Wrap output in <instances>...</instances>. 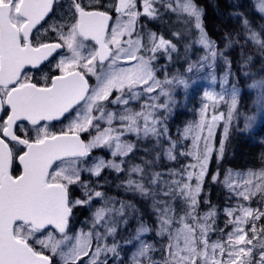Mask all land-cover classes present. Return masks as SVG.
Here are the masks:
<instances>
[{"label": "snow or ice", "instance_id": "1", "mask_svg": "<svg viewBox=\"0 0 264 264\" xmlns=\"http://www.w3.org/2000/svg\"><path fill=\"white\" fill-rule=\"evenodd\" d=\"M62 3L0 0V264H124L122 245L134 249L131 264H264V167L219 170L242 91L231 82L227 50L239 44L238 71L252 78L243 71L253 59L246 46L264 58V23L257 25L242 11L243 3L230 0L228 16L237 21L244 43L226 33L221 49L206 31L197 0H70L69 22L50 24L58 10L68 15ZM255 8L264 21V0H255ZM165 16L186 27L153 31L143 23L164 24ZM42 31L54 35L42 39ZM181 44L185 53L195 45L204 53L188 60V73L207 69L215 82L218 60L227 72L223 91H203L198 121L174 139L167 121L178 105L175 92L191 84L183 74L170 78L167 65H157L161 56L169 63L174 54L179 57ZM45 63L55 74L40 84L30 69ZM257 84L264 89V79L249 87ZM142 97L147 99L135 110L132 105ZM221 102L227 113L218 111ZM108 105L117 109L109 111ZM254 120L247 117L241 130H250ZM56 123L62 125L58 130ZM142 140L154 141L144 151L155 155L131 164ZM96 150L110 158L94 156ZM181 157L187 162L179 167L162 166ZM106 172L115 174L116 188L151 200L155 228L140 220L134 235L116 239L128 225L129 210L136 209L108 194L105 186L112 181ZM211 185H222L235 203L212 204ZM81 209L91 210L90 227L70 236ZM221 212L223 227L217 223ZM153 232L166 241L159 261L155 243L146 239Z\"/></svg>", "mask_w": 264, "mask_h": 264}, {"label": "trees", "instance_id": "2", "mask_svg": "<svg viewBox=\"0 0 264 264\" xmlns=\"http://www.w3.org/2000/svg\"><path fill=\"white\" fill-rule=\"evenodd\" d=\"M230 0H197V3L202 5L204 8V24L206 27V31L208 32L211 39L216 41L217 45L223 49L224 48V36L226 33H232L234 39L239 40L240 44H243L244 41L241 39L240 28L235 19H232L228 16V12L231 11L229 8ZM239 2L243 3L246 7L242 9V11H247L250 18L255 20L256 24L264 23L261 21V14L256 10L253 0H239ZM143 21L148 28H151L153 31H165L169 30V26H171L172 30H183L186 26L183 22L177 21L175 16H165L164 24L159 22H146ZM180 54L179 57H176L174 54V59L171 63H169L163 56L160 57L158 61V67L160 65H167V71L169 76L175 75L183 71L187 65L188 60L196 58V52L199 48L193 46L191 49L185 53L184 46L181 44L180 46ZM246 55H250L253 57L252 61L243 69V71H247L254 75H264V58L261 57L260 53L256 51L255 47L252 45L246 46ZM230 59H232V67L236 70L239 75V78H243L241 71H238L242 67L241 60V48L239 44L234 45L232 48L228 50ZM260 70V71H259ZM158 77L163 79V73H159ZM241 84L244 86V91L241 95L239 106H238V116L240 119L233 121L230 126V135L229 139L226 142V152L224 159L220 161L219 170L223 174L228 169H247V168H259L264 163V115L256 122L253 123L252 127L254 130L249 132L248 130L242 131L244 129V123L242 119L243 116L250 114L254 111L255 107L251 104L255 105V100L252 98L251 93H248L247 88H245V83ZM180 93L175 92V98L177 99L178 105L174 111V114L167 121L168 128L170 130V134L174 139H179L180 137V126L183 122L187 120L193 119L194 112V103L199 100V96L192 92L191 100L189 104L185 105L183 102L186 100L184 97L178 95ZM220 132V131H219ZM217 134V142L220 139V134ZM129 140H135L134 137H128ZM185 145L189 144V141L184 142ZM138 148L136 151L135 157L130 161L131 164H140L143 163L141 157L145 159H153L154 150L151 152H145L144 149H152L154 141L152 140H142L138 141ZM152 144V145H151ZM149 145H151L149 147ZM186 159L181 157L179 158V162H163V167H179V163H185ZM149 166H145L146 172H148ZM14 173H19V168L17 165L14 166ZM155 170H160V166H157ZM211 170L214 172L217 170V164L213 163L211 165ZM111 184L105 186V190L109 195L115 196L117 198L123 199L127 202H131L135 205V211L129 210L130 216L128 225L126 228L122 229L118 233L119 236H125L130 232L132 228H134L136 220H138V216L142 220H146L148 224L152 228L156 227V217L153 209L151 207V200H144L138 194L132 192H125L123 189L116 188V184L119 183L118 180H115V174H108ZM150 177V172H148ZM210 199L211 203L216 205L218 208L225 205L227 195L225 191L222 189V185H211L210 186ZM177 208L179 209V204H177ZM90 215L91 210L81 209L80 212L76 214L73 218V222L71 225V230H73L76 226L81 228H89L90 227ZM135 220V223H134Z\"/></svg>", "mask_w": 264, "mask_h": 264}, {"label": "rangeland", "instance_id": "3", "mask_svg": "<svg viewBox=\"0 0 264 264\" xmlns=\"http://www.w3.org/2000/svg\"><path fill=\"white\" fill-rule=\"evenodd\" d=\"M253 2H254V5H255V0H253ZM146 22H148V21H146ZM196 47L199 48V50L196 52V58L195 59H190V61H195L200 56H202L204 54L202 49L198 45H196ZM186 69H187V65H186V67H185V69L183 71H181L179 73H176V74H183L185 78L189 79L191 86L187 89L186 92L182 88L178 89L176 92L180 93L182 96L180 94H178V95H180L181 97H184L186 99L183 102L184 106L189 104V101L191 100L192 92L196 93L199 96V100L196 103H194L193 119L192 120H187L186 122L182 123V125L180 126V133L183 132V129L186 126V124H188L190 122L198 121V119H199V110H200V107H201V103L204 100L203 91H205V90H211V91H215V92L223 91V89L220 87V83L222 82V79H223L224 75L227 72V69L225 68L223 62L219 61V60L217 61V64H216V67H215V71L213 73L217 77V80L215 82H213L210 79V73H209V71L207 69H196L192 73H188L186 71ZM231 72H232V76L230 77L231 82L236 83L238 85V87H240L242 89L241 95H242V93L244 91V86L241 84V82H242V83H245V88H247L248 93H251L252 98H254V100H255V105L251 104L252 106L255 107L254 111L251 112L250 114H247L246 116L244 115L243 116L244 118L242 119V121H243V123H245L246 118L249 117V116H252V117L255 118L254 123H256L261 118V116L264 115V105H262V99H264V89H261L259 84H257V87L255 89H251L249 87V85H251L253 82H259L260 80L264 79V75H254V74H252V78L244 76L241 79V78H239L238 73L236 72V70L233 67H231ZM241 73L243 75L242 71H241ZM169 77L171 78V76H169ZM93 82H94V78H93ZM224 87L227 88L228 85H225ZM241 95L239 97V102H240ZM145 99H147V98L146 97H142V99L140 101L134 103L132 105V107L135 110H139L140 104L143 103ZM161 99H163V98H161ZM205 102H207V101H205ZM239 102H238V106H239ZM208 103L211 104V102H208ZM116 109H117V106H114V105H108V108H107V110H109V111L116 110ZM227 110H228L227 109V104L221 102V104L218 107V111H222L224 113H227ZM96 114L99 115V113H96ZM238 119H240V116H238V114H237V115H235L233 121H236ZM66 123H67V121H65V124ZM222 123L223 122L221 121V124ZM103 126H106V125H103ZM60 127H62V125L59 124V123L55 125L56 130H58ZM253 130L254 129L251 128L248 131L252 132ZM218 132L220 134V138H222V127H219L217 129V134H218ZM151 145H149V147ZM188 145H190V140H189V144ZM153 146H154V144H153ZM154 155H155V150H154ZM94 156H103L105 158H110V156L108 155V153L106 151H101V150H96L94 152ZM186 162H187V160H186ZM261 167H264V163H263V165ZM261 167H259V168H247V169H232V170L234 172L244 173L248 169H253V170H257L258 171V170L261 169ZM236 179L239 180L240 177H236ZM222 189L225 191V193L227 195V199H226V203L225 204H227V203H233L234 204L235 201H230L229 200V194H228L227 190L223 186H222ZM223 206H221L219 208H222ZM252 206L253 207H258L259 204L254 203ZM206 211H207L206 207L201 209L202 214H203V212H206ZM140 220H142V219L140 218V216H138V220H136V223H135V220H134V223H135L134 228H132L130 230V232L127 233L124 237L123 236H119L118 237V235H117L116 239L122 242L124 239H127L130 236L134 235L135 230L139 226V221ZM224 221H225V217H224L223 213L221 212L219 214L218 220H217L218 226L219 227H223L224 226ZM143 222L145 224H147L148 226H150V224H148L145 219L143 220ZM81 229H83L84 231H88L89 228L85 229V228H81V227L76 226L73 230H71L69 232V235L70 236H74ZM212 238L215 240L217 237H216V235H213ZM146 239L149 242H151V243H155L157 251L153 254L154 259L157 260V261L161 260V257L163 255H166V252H161L159 249H161L162 244L165 243L166 241H161L159 237L155 236L154 232L149 234V235H147ZM74 242L75 241L73 240L72 243H74ZM110 242H111V237H109V243ZM122 248H123V250L121 252V255L124 257V264H131V254H132V251H134V249H131L130 247H123V245H122Z\"/></svg>", "mask_w": 264, "mask_h": 264}, {"label": "flooded vegetation", "instance_id": "4", "mask_svg": "<svg viewBox=\"0 0 264 264\" xmlns=\"http://www.w3.org/2000/svg\"><path fill=\"white\" fill-rule=\"evenodd\" d=\"M70 3V0H63V3L61 5V10H63L64 13H68V4ZM70 17V13H68L67 16H62L60 10L57 12V16L53 17L51 20H49V23H56V24H61V23H67L69 22L68 18ZM48 25H45V28H47ZM54 35L53 33L49 32L47 35L41 32V38L42 39H47L49 36ZM86 54V53H85ZM30 73L33 77L34 81H38L40 84L44 83V79L46 76H51L55 74V69L52 68L51 65L48 63H45L41 65L38 69H30ZM58 124V123H56Z\"/></svg>", "mask_w": 264, "mask_h": 264}]
</instances>
